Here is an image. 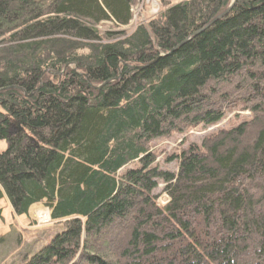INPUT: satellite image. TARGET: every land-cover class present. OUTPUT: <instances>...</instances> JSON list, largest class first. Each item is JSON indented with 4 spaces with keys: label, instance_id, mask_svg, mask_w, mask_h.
Listing matches in <instances>:
<instances>
[{
    "label": "trees",
    "instance_id": "trees-1",
    "mask_svg": "<svg viewBox=\"0 0 264 264\" xmlns=\"http://www.w3.org/2000/svg\"><path fill=\"white\" fill-rule=\"evenodd\" d=\"M137 1L0 0V202L65 223L22 264H264V0Z\"/></svg>",
    "mask_w": 264,
    "mask_h": 264
},
{
    "label": "rangeland",
    "instance_id": "rangeland-1",
    "mask_svg": "<svg viewBox=\"0 0 264 264\" xmlns=\"http://www.w3.org/2000/svg\"><path fill=\"white\" fill-rule=\"evenodd\" d=\"M168 3H174L176 0H164ZM159 10L158 0H139L132 9V20L129 25L123 30L130 32L138 24L143 22L147 17H152ZM102 29L109 30V25H102ZM236 115H239L236 117ZM247 112L237 113L232 112L227 117L215 126L205 128L198 126L190 129L187 136L180 134H172L170 138L157 139L152 143V148L158 154L157 161L160 166L169 171H175V164L171 162L164 164L165 156L173 153L178 144L182 143L185 137L186 143H199L201 139L208 133L214 132L217 129L234 128L242 122V119L247 117ZM17 133V129L10 130V135ZM5 149V142H0V151ZM136 165H130L129 168H134ZM165 196L158 200V204L165 201ZM0 207L3 209V220L0 221V264H22L25 258L32 256L45 245H47L53 237L65 230L64 222L51 223L47 226L38 225L35 222V216L38 211L44 210L42 207H33L28 216L15 217L10 209L8 201L4 198L0 202ZM45 212V211H43ZM37 213V214H36ZM41 213V212H39ZM101 243V242H100Z\"/></svg>",
    "mask_w": 264,
    "mask_h": 264
},
{
    "label": "built area",
    "instance_id": "built-area-1",
    "mask_svg": "<svg viewBox=\"0 0 264 264\" xmlns=\"http://www.w3.org/2000/svg\"><path fill=\"white\" fill-rule=\"evenodd\" d=\"M37 223L39 225H48L51 223L47 212H41L36 215Z\"/></svg>",
    "mask_w": 264,
    "mask_h": 264
},
{
    "label": "water",
    "instance_id": "water-1",
    "mask_svg": "<svg viewBox=\"0 0 264 264\" xmlns=\"http://www.w3.org/2000/svg\"><path fill=\"white\" fill-rule=\"evenodd\" d=\"M235 1H236V0H234V1L232 2V4H234V3H235ZM231 6H232V5H231ZM227 12H228V11H226V12H225V13H224L222 16L226 15V14H227ZM219 18H220V17H218L216 20H218Z\"/></svg>",
    "mask_w": 264,
    "mask_h": 264
}]
</instances>
